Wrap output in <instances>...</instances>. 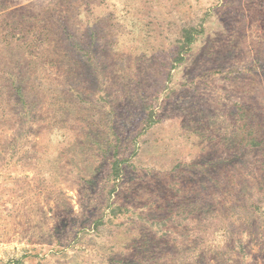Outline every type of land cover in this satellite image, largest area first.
<instances>
[{
	"label": "rangeland",
	"instance_id": "374dc122",
	"mask_svg": "<svg viewBox=\"0 0 264 264\" xmlns=\"http://www.w3.org/2000/svg\"><path fill=\"white\" fill-rule=\"evenodd\" d=\"M0 264H264V0H0Z\"/></svg>",
	"mask_w": 264,
	"mask_h": 264
},
{
	"label": "trees",
	"instance_id": "16d2710c",
	"mask_svg": "<svg viewBox=\"0 0 264 264\" xmlns=\"http://www.w3.org/2000/svg\"><path fill=\"white\" fill-rule=\"evenodd\" d=\"M200 33H202V29H199L197 27H190L184 30L180 44V49L178 51L177 57L175 58L177 63H181L184 60V54L190 50L192 44L197 38V35H199ZM124 161H126V159H118V158H115L114 160L111 161V174L114 181L115 179L121 177L123 173Z\"/></svg>",
	"mask_w": 264,
	"mask_h": 264
}]
</instances>
